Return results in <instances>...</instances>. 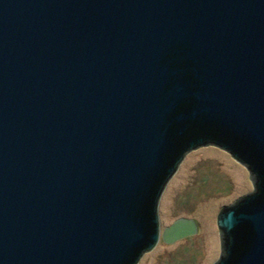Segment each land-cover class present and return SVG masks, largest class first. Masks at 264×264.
I'll list each match as a JSON object with an SVG mask.
<instances>
[{
    "label": "water",
    "instance_id": "1",
    "mask_svg": "<svg viewBox=\"0 0 264 264\" xmlns=\"http://www.w3.org/2000/svg\"><path fill=\"white\" fill-rule=\"evenodd\" d=\"M253 191L213 264H264V0H0V264H138L186 155Z\"/></svg>",
    "mask_w": 264,
    "mask_h": 264
},
{
    "label": "rangeland",
    "instance_id": "2",
    "mask_svg": "<svg viewBox=\"0 0 264 264\" xmlns=\"http://www.w3.org/2000/svg\"><path fill=\"white\" fill-rule=\"evenodd\" d=\"M253 191L249 173L225 151L213 146L186 155L159 201L161 229L179 218L192 219L195 235L173 244L160 240L138 264H213L220 256L216 216L225 205Z\"/></svg>",
    "mask_w": 264,
    "mask_h": 264
}]
</instances>
